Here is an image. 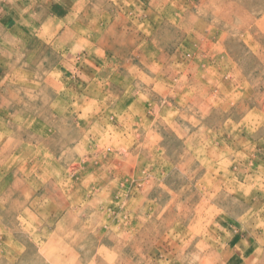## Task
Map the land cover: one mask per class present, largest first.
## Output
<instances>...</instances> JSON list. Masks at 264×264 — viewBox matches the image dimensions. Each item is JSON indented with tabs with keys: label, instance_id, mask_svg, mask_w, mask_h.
<instances>
[{
	"label": "rangeland",
	"instance_id": "374dc122",
	"mask_svg": "<svg viewBox=\"0 0 264 264\" xmlns=\"http://www.w3.org/2000/svg\"><path fill=\"white\" fill-rule=\"evenodd\" d=\"M231 2L226 36L223 0L0 6V187L34 168L0 264H264V0Z\"/></svg>",
	"mask_w": 264,
	"mask_h": 264
},
{
	"label": "bare ground",
	"instance_id": "6f19581e",
	"mask_svg": "<svg viewBox=\"0 0 264 264\" xmlns=\"http://www.w3.org/2000/svg\"><path fill=\"white\" fill-rule=\"evenodd\" d=\"M213 1H215L216 3H217V0H211V2H213ZM227 2H229V4H226ZM234 2H231V0H223V3H219V4H222L221 5V7H219L218 9H216V13H214V18H215V21L217 22H219V21H222L223 20V22H221V23H217V25H213V27H212V29H213V31L214 32H217L220 36H226V34L225 33H223L224 32V30L225 29H231L230 27H229V25L227 24V22H226V19L228 18V16H229V14L231 13V11H232V8H235V5L233 4ZM233 4V5H232ZM223 6V7H222ZM246 6H247V4H246ZM261 14V11H257V13H256V15H260ZM228 15V16H227ZM252 21L253 22H255V25L252 27V29H253V32H255L256 30H257V24H259V21L260 20H258L257 21V17L256 16H254L253 18H252ZM259 30V29H258ZM185 31V30H184ZM227 33V32H226ZM229 33V32H228ZM227 33V34H228ZM221 39V38H220ZM224 39V38H223ZM222 40V39H221ZM219 49V48H218ZM259 58V57H258ZM233 59V58H232ZM232 59H231V61H232ZM208 72H210V71H208ZM240 73V72H239ZM237 77V76H236ZM231 80V79H230ZM214 81H215V79H214ZM212 82V81H211ZM217 82V81H216ZM214 83V82H213ZM213 85V84H212ZM215 85V84H214ZM213 85V86H214ZM158 87V86H157ZM221 91V90H220ZM220 94V93H219ZM218 94V95H219ZM224 95V94H223ZM228 95V94H227ZM226 95V96H227ZM194 97V96H193ZM197 98V97H196ZM199 99V98H198ZM212 99H213V97H212ZM197 100V99H196ZM206 100V99H205ZM210 100V99H209ZM208 100V101H209ZM212 102V101H211ZM193 103V102H192ZM201 103H203V102H201ZM232 103V102H231ZM212 104H214V103H212ZM261 109H264V108H261ZM228 120V119H227ZM91 121V120H90ZM241 121V120H240ZM239 121V122H240ZM246 121V120H245ZM248 121H249V119H248ZM238 122V123H239ZM20 124H22V122L20 123ZM20 124H19V126H20ZM227 124V123H226ZM22 127V126H21ZM219 127H220V125H219ZM235 126L233 125V128H234ZM20 128V127H19ZM86 128V127H85ZM232 128V129H233ZM236 128H234V130H235ZM240 130V129H239ZM72 131V130H71ZM210 132V131H209ZM80 135V134H79ZM148 137V136H147ZM14 140V139H13ZM146 140H148V139H146ZM204 140V139H203ZM148 142V141H147ZM146 142V143H147ZM208 142V141H207ZM204 143V142H203ZM209 143V142H208ZM18 144V143H17ZM148 144V143H147ZM224 144V143H223ZM11 145V144H10ZM14 145V144H13ZM145 145V144H144ZM149 145V144H148ZM202 145V144H201ZM9 147V146H8ZM13 147V146H12ZM148 147V146H147ZM24 149H23V151L21 152L22 153V155L23 156H25V157H28V156H30V155H32L33 153V151H32V149H34V147L33 146H29V147H23ZM3 149V148H2ZM15 149V148H14ZM203 150V149H202ZM3 151V150H2ZM1 151V152H2ZM7 151V150H6ZM12 151V150H11ZM124 151H126V149L124 150ZM123 151V152H124ZM130 151V150H129ZM3 153V152H2ZM183 153H184V151H183ZM1 154V153H0ZM125 154V153H124ZM127 154V153H126ZM136 154V153H135ZM14 159H15V157H14ZM13 160V159H12ZM12 163V162H11ZM123 163V162H122ZM122 165V164H121ZM120 165V166H121ZM119 166V167H120ZM130 167V166H129ZM34 168H32V169H28L25 173H27L26 175H24V176H22L21 178H17L16 176H15V178H13L12 179V181H11V187L13 188V191H11V190H6V189H4V187L2 186V187H0V229H1V231H6V230H8L9 228H12V227H16V220L14 219V218H12L13 216H15L18 212H20V210H21V214L19 215L20 216V218H17V220H19V222H21L22 221V217H23V215H24V207H25V205H26V201L28 200H25V202H22L20 205H19V207L17 208V207H13L14 205H11V203H12V200H13V197H15V196H17V198L19 199V197L24 193V191L25 190H28V188H24L23 186H28L29 185V183L28 184H24L25 182H27L26 180L30 177L29 176V173L33 170ZM131 172V171H130ZM206 172V171H205ZM22 174V173H21ZM205 175V174H204ZM203 175V176H204ZM206 178V177H205ZM73 183H74V181H73ZM230 183V182H229ZM111 185H112V183H111ZM47 189V188H46ZM60 189V188H59ZM46 192V191H45ZM44 193V192H43ZM42 193V194H43ZM48 194V193H47ZM131 194V193H130ZM13 195H15V196H13ZM39 198V197H38ZM41 198H42V196H41ZM40 198V199H41ZM38 200V199H37ZM95 200V199H94ZM94 200H93V202H94ZM201 200V199H200ZM35 201V200H34ZM32 202V201H31ZM37 202V201H36ZM33 203V202H32ZM31 203V204H32ZM38 203H39V200H38ZM31 204H30V206H31ZM208 204V203H207ZM11 205V206H10ZM29 205V204H28ZM82 206V205H81ZM11 207V208H10ZM92 207H94V206H92ZM136 209V208H135ZM211 209H213V207L211 208ZM258 212V211H257ZM17 228L18 229H15V231L16 232H19L20 233V235H22V234H24L23 232H22V228H19L18 226H17ZM24 228V227H23ZM30 229V228H29ZM115 229V228H114ZM33 231V230H32ZM33 237L35 236V233L33 232ZM136 241V240H135ZM263 242V241H262ZM17 249H18V247H16L15 246V249H14V253H17ZM39 249V248H38Z\"/></svg>",
	"mask_w": 264,
	"mask_h": 264
},
{
	"label": "crops",
	"instance_id": "0c3cea01",
	"mask_svg": "<svg viewBox=\"0 0 264 264\" xmlns=\"http://www.w3.org/2000/svg\"><path fill=\"white\" fill-rule=\"evenodd\" d=\"M41 0H0V6L4 7V10L2 12V15L1 17H9L11 18V15L12 14H15L17 11H15V8L17 7H21V9H18L20 13H18V16L15 15V19L18 18L19 20H24V19H28V17H32L33 15H35V10H32V9H22V7H24L26 4H28L27 7L30 6V4H33V3H36V2H39ZM47 1H50V0H47ZM26 8V7H25ZM33 12V15H31V13L29 14V12ZM16 13V14H17ZM8 15V16H7ZM13 16V15H12ZM5 29V28H3Z\"/></svg>",
	"mask_w": 264,
	"mask_h": 264
}]
</instances>
